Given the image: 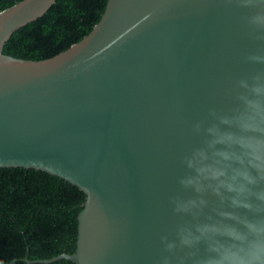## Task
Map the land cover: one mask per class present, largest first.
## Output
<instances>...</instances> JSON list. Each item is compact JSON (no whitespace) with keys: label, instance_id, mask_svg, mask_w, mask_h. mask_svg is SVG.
Returning a JSON list of instances; mask_svg holds the SVG:
<instances>
[{"label":"water","instance_id":"obj_1","mask_svg":"<svg viewBox=\"0 0 264 264\" xmlns=\"http://www.w3.org/2000/svg\"><path fill=\"white\" fill-rule=\"evenodd\" d=\"M55 1L0 11V168L85 195L74 253L26 262L264 264V0H107L66 50L4 54Z\"/></svg>","mask_w":264,"mask_h":264},{"label":"trees","instance_id":"obj_2","mask_svg":"<svg viewBox=\"0 0 264 264\" xmlns=\"http://www.w3.org/2000/svg\"><path fill=\"white\" fill-rule=\"evenodd\" d=\"M21 0H0V11ZM107 0H56L37 20L15 31L4 54L27 60L50 58L85 37ZM85 195L43 171L0 168V264L48 260L76 248L77 215ZM47 264H73L61 259Z\"/></svg>","mask_w":264,"mask_h":264},{"label":"clouds","instance_id":"obj_3","mask_svg":"<svg viewBox=\"0 0 264 264\" xmlns=\"http://www.w3.org/2000/svg\"><path fill=\"white\" fill-rule=\"evenodd\" d=\"M185 244L187 243V241L185 240V241H183ZM169 247H171V245H169Z\"/></svg>","mask_w":264,"mask_h":264}]
</instances>
